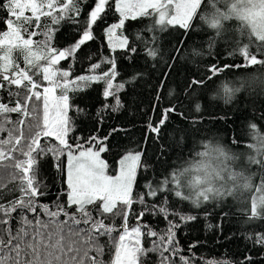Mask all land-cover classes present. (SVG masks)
<instances>
[{
	"label": "trees",
	"instance_id": "1",
	"mask_svg": "<svg viewBox=\"0 0 264 264\" xmlns=\"http://www.w3.org/2000/svg\"><path fill=\"white\" fill-rule=\"evenodd\" d=\"M75 2L80 11L78 14L74 11L73 14L69 13L74 19L66 16L59 24L39 19L40 23L44 22L43 29H48L52 34L50 47L57 51L59 48L71 47L80 39L96 0ZM6 3L7 0H0V36L6 30L5 21L9 18V12L4 8ZM206 5L207 0H201L189 29L170 25L161 30V26L155 23L156 15L151 9L148 16L127 19L123 28L117 32L128 38L129 48L116 52H111L105 43L104 29L116 23L120 15L114 7L108 8L103 19L93 29V34L98 39L86 42L73 57L59 61L57 65L59 69L66 70L70 77L77 74L103 75L109 70L110 64L102 61L114 58L116 63V75L112 80L114 96H103L106 87L103 82H91L87 88L68 93V116L72 120L73 129L67 139L73 150L78 143L82 148L91 146L97 149V143L104 141L101 146L106 151L100 155L110 174L116 172L118 159L124 153L141 154L130 211L119 202L113 213L102 214L98 205L86 206L95 220L102 219L106 225L116 228L111 234L112 239L108 236L99 238L104 254L97 258L103 260L104 264H112L115 255L114 240H117L121 225L124 224V212L128 211L127 223L131 227L138 223L137 217L145 209L147 213L139 223L161 235L166 234L169 222L178 225L174 229L178 252L164 253L169 257L170 264H264V244L256 240L257 236L264 234V218H251L248 211L251 199L242 204L228 199L222 203L205 202L196 206L182 197H176L173 191L158 193L157 197L147 195V184L151 183L154 189H160L164 179L169 180L168 187L173 189L169 170L193 145L196 138L215 131L223 133L229 142L239 143L244 140L241 133L248 121H255L264 128V97L241 95L228 104L209 98V93L221 81L257 69L264 70V65L242 64L237 45L248 43L249 38L241 35L238 29L209 31L205 28L207 21L202 16V11ZM48 31H43V35ZM21 34L26 35L23 31ZM131 48H135L136 52L132 53ZM153 49L156 51L155 56L148 54ZM250 50L257 52L256 45L252 44ZM15 59L21 65L20 57ZM94 64H100V68L93 72L91 66ZM214 65H229L230 70L226 69L213 77L211 69ZM24 68L30 72L33 66L27 65ZM16 69L17 66L13 63L7 73L0 70V84L3 85L0 87V103L9 107L17 106L18 102L22 105L27 94L26 87L14 89L2 78L4 74L11 78ZM194 81L207 83L200 86ZM196 105L200 106L198 112ZM170 107L176 111L168 114L167 123L159 134L152 133L149 125L159 126L164 110ZM29 113L31 115L8 113L7 118L13 123L6 127L15 129L17 136L23 132L27 137L28 126H34L36 119L34 112ZM21 120L23 123H20ZM7 136V131L0 132V138ZM93 137L96 138L95 141ZM41 143L49 146L58 144L52 137L48 140L41 137ZM65 155L66 153L59 157L63 167ZM12 163L6 161L9 167L0 169V185L6 186L0 188V204L5 206L21 195L18 179L13 180L15 170L10 167ZM56 163L51 154L38 160L36 180L46 194L37 197V201L41 205H48L47 209L37 208L35 212L18 209L7 217L0 211V221H9L7 225L0 223V237L7 240L6 229L9 227L13 236L18 229L23 228L28 233L23 236L22 247L25 251H28L29 243L40 239H33L37 227L43 233L44 242L59 244L65 248L81 246V242L86 239L84 233H76L90 225H76L63 212L55 217L48 215L49 211L57 212L60 209L69 214L76 211L75 205L68 204L64 171H58ZM254 170L257 187L264 181V168L257 164ZM140 199H144L145 203L140 204ZM159 208H164L167 215L155 211ZM181 216H192L195 219L181 220ZM22 217L32 223L22 224ZM77 218L79 219L78 214ZM37 220L42 226L36 225ZM155 239L157 238L142 236L141 246L151 248ZM3 254L10 255L7 252ZM89 255L95 257L96 253L90 252ZM144 264H161L160 254L147 253Z\"/></svg>",
	"mask_w": 264,
	"mask_h": 264
},
{
	"label": "snow or ice",
	"instance_id": "2",
	"mask_svg": "<svg viewBox=\"0 0 264 264\" xmlns=\"http://www.w3.org/2000/svg\"><path fill=\"white\" fill-rule=\"evenodd\" d=\"M201 5V0H96L93 9L89 14V20L86 22L85 30L80 39L71 47L62 51H57L54 47H48V42L52 38L50 31L45 32V41L42 42L47 48L46 52L42 49L38 54L33 51V40L24 39L21 32L27 31L25 25H30L33 20L39 21L41 16H50L57 24L65 19V16L73 11L77 14L80 9L76 6L75 0H66L60 3L59 0H7L4 8L10 13L14 19L5 21L9 31L0 37V48L5 51L0 56V70L7 73L11 64V52L13 48L22 49L25 54V60L29 65L39 66L36 62L44 60L47 66L43 67V80L48 82L47 87L43 88V92L35 91L37 85L33 82L32 76L26 71H18L14 77L4 74L3 80L8 82L9 86L26 87L29 95L27 100H33L34 104L42 103L43 123H36L34 126L29 125V135L25 137L23 132L19 136L15 135V129L6 127L9 123H13L7 118L8 113H23L31 115L28 112L27 105H20L19 102L15 107H9L0 103V132L7 131V138H0V169L9 167L6 161H12L10 165L15 172L13 180L19 181L20 197L9 202L7 206L0 204V211L7 216L16 212L18 209L22 211L35 212L37 208L47 209L48 205H41L37 201V197H41L46 193L41 189L39 182L36 180L38 175V160L49 154L55 157L57 161L55 167L58 171L63 172V162L59 157L62 154L67 155L66 165V183L68 204L75 205L76 211L69 214L63 209L57 212H48L50 217H55L61 212L68 216L76 225H90L87 229H80L76 235L84 233L86 239L81 242V246L65 248L59 244L53 245L43 240V233L37 227L33 239H40L35 243L27 245L28 251L22 247L23 236L28 233L23 228L18 229L15 236L11 234V228H7V240L0 237V264H104L103 260L97 257L103 256L104 248L99 243V238L108 236L112 239V233L116 231L114 226L106 225L103 220H95L92 213L87 210L88 205H98L101 213H113L119 202L129 211L133 204L132 190L137 180V169L141 165V154L128 153L119 161V171L115 176L107 174V164L100 158V154L106 151L101 145L104 141H99L96 145L98 150H93L91 146L81 150L82 145L76 144L75 150L72 145L68 144V134L73 129V123L68 116L70 108L69 92L76 93L83 88H87L91 82H103L106 87L103 91L105 98L114 96L112 91V80L116 75V63L114 58L102 61V63L110 64V68L103 75H81L76 80H69V73L58 72L55 66L59 61L73 57L86 42L98 39L93 34L94 26L98 21L103 19L106 9L113 8L120 15V20L104 29L105 43L111 52L117 50H127L129 48L128 38L119 35L117 30L123 28L125 21L129 18L135 20L137 17L148 16L149 9L158 16L155 21L156 25L161 26V30L170 25H178L181 29H189L191 21ZM30 12L31 15L26 13ZM222 15V14H221ZM70 19L74 17L68 16ZM230 17L224 16V19ZM213 27L219 28V21L214 20ZM36 33H32L35 35ZM254 38V40H253ZM252 44L256 45L257 52L250 50ZM40 49V45H36ZM239 54L242 57V64L247 66L264 65V24L253 22L252 30L249 34V42L237 45ZM131 52L135 53L136 49L131 48ZM151 56L156 55L155 49L149 51ZM242 65H237L240 67ZM100 68V64L91 66V71ZM226 69L230 70L229 65L223 67L213 66L211 69L212 76L216 77ZM62 81V82H61ZM27 82V84L25 83ZM194 83L204 86L207 81H194ZM30 85V87H29ZM0 87H3L0 84ZM123 87V85H119ZM60 89L59 95L56 94ZM228 90H226L227 92ZM12 93H10L11 95ZM118 103V102H117ZM200 110V106L196 105V111ZM36 108L33 107L32 112ZM175 108L164 110L159 126L149 125V129L154 134H159L167 123L169 113H174ZM20 123H23L21 120ZM41 137L45 140L55 137L56 145H46L41 143ZM96 140L95 137L92 138ZM75 153H78L75 154ZM264 168V162H257ZM160 189H154L152 184L146 185L147 195L157 197L158 193L173 191L176 197H181L180 192L169 188V180L164 179ZM6 187L0 185V188ZM264 189V181L255 189L256 193H260ZM207 199V198H205ZM99 202V203H98ZM140 204H144V199L139 200ZM160 213L167 215L164 208L156 209ZM242 211H244L242 209ZM252 219L264 218V195H261L259 201L255 195L251 198V207L248 209ZM147 213V209L139 213L135 226H129L128 211L124 212V224L121 225V234L118 240H114L115 259L113 264H144V258L147 253L158 252L161 257V264H170L168 256L164 253L176 254L178 249L175 241L174 229L178 225L169 222V228L166 234L161 235L156 231L148 228L147 225L139 223V220ZM79 215V219L77 218ZM181 220H194L195 217H180ZM0 223L9 224L8 220L0 221ZM22 224H30L31 221L21 218ZM37 226H42L37 220ZM146 229V231H142ZM157 238L153 241L152 247L145 249L141 246L142 236ZM260 244H264V234L256 237ZM43 249V251H42ZM10 253L5 255L3 253ZM24 253L22 256L21 253ZM90 252H95L96 256H90ZM186 264V262H185Z\"/></svg>",
	"mask_w": 264,
	"mask_h": 264
},
{
	"label": "clouds",
	"instance_id": "3",
	"mask_svg": "<svg viewBox=\"0 0 264 264\" xmlns=\"http://www.w3.org/2000/svg\"><path fill=\"white\" fill-rule=\"evenodd\" d=\"M202 16L209 31L236 28L249 38L253 22L264 24V0H207ZM224 16L230 18L224 19ZM214 20L219 21V28L212 26ZM241 95L264 97V70L257 69L221 81L209 93V98L228 104ZM241 134L244 140L239 143L229 142L223 133L215 131L196 138L169 170L173 190L196 206L228 199L242 204L253 195L259 201L264 189L255 192L254 166L264 162V128L250 120Z\"/></svg>",
	"mask_w": 264,
	"mask_h": 264
},
{
	"label": "rangeland",
	"instance_id": "4",
	"mask_svg": "<svg viewBox=\"0 0 264 264\" xmlns=\"http://www.w3.org/2000/svg\"><path fill=\"white\" fill-rule=\"evenodd\" d=\"M59 2L60 3H63V2H66V0H59ZM94 7V6H93ZM93 9V8H92ZM27 15H31V13L30 12H28V13H26ZM72 14H73V12H72ZM156 15V14H155ZM67 17L68 16H70L69 14L68 15H66ZM65 16V17H66ZM14 19V18H12L11 16H10V13H9V18L8 19ZM40 18H43V20H45L46 19V21H48V22H50V21H53V19H52V17H50V16H41ZM121 18V17H120ZM156 19H158V16L156 15ZM50 20V21H49ZM120 20V19H119ZM118 20V21H119ZM117 21V22H118ZM116 22V23H117ZM43 25H44V22H42V23H40L39 21H36V20H33L32 21V23L30 24V25H25V27L27 28V31L26 32H24L26 35H24V34H21L22 36H23V38L24 39H32L33 40V45H34V47H33V51H37L38 52V54L40 53V50L42 49V51L43 52H46L47 51V48H45L44 47V45H43V43L42 42H44L45 41V36L43 35V31H48V29L47 30H44L43 29ZM110 25H112V24H110ZM109 25V26H110ZM43 29V30H42ZM7 31H9V29H8V27H7V25H6V30L2 33V35L0 36V37H2L3 36V34L4 33H6ZM35 31H37L36 32V34L35 35H32V33H34ZM119 35H123L122 33H118ZM124 36V35H123ZM36 45H40V49H37V47H36ZM48 47H50V45H49V42H48ZM61 48H59L58 49V51L60 50ZM1 50H2V52L0 53V56H3L4 54H5V51L1 48ZM62 50H65V49H61V51ZM14 54V55H13ZM13 56H14V58H13ZM17 56H19L20 57V61H21V65H19L18 64V62H17V60L15 59V58H17ZM25 54H24V52L22 51V49H20V48H13V50H12V52H11V56H10V59H11V64H10V66L13 64V63H15V65L17 66V69L13 72V74H12V76H11V78L12 77H14L15 76V74L18 72V71H26L25 69H27V68H24V66H27V65H29L27 62H26V60H25ZM67 60V58L65 59V61ZM39 66H33V69L29 72V71H26L30 76H32V80H33V82L37 85V88L35 89V91H39V92H43V88L44 87H47V86H49L48 85V82L47 81H44L43 80V72H42V69H43V67H45V66H47V64H46V62L44 61V60H40V61H37L36 62ZM59 63V62H58ZM58 65V64H57ZM57 65L55 66V70H57L58 72H65L64 70H62V69H59L58 67H57ZM9 66V67H10ZM107 68H108V66H107ZM36 74V76H34ZM79 76H81V75H79V74H77V75H73V76H70V77H68V79L69 80H76V78L77 77H79ZM62 82V81H61ZM26 84H27V82H25ZM14 89H20V88H22V87H17V86H12ZM29 87H30V85H29ZM59 93H60V89H57V92H56V94L57 95H59ZM29 95V93H28V90H27V94H26V96H25V98L23 99V104L22 105H27V109H28V112L30 111V112H32V109H33V107H35L36 108V111L34 112L36 115V119H35V124L36 123H40V124H42L43 123V111H42V103H39V104H34L33 103V101H34V98H33V100H27L26 98H27V96ZM52 138H54L55 139V137H52ZM88 147H85V148H82L81 150H84V149H87ZM93 150H98V149H94L93 148ZM128 153H130V152H126V153H124L119 159H118V162H117V169H116V172L114 173V174H110L108 171H107V169H106V171H107V174L108 175H112V176H115V175H117L118 174V171H119V161H120V159L121 158H123V156L124 155H126V154H128ZM131 153H136V152H131ZM75 154H77L78 155V153H75ZM100 158H101V155H100ZM102 159V158H101ZM66 165H67V155H65V161H64V178H65V181H66V178H67V176H66ZM66 185H67V183H66ZM121 231H122V229L120 228V231H119V233H118V235H117V240H118V237H119V235L121 234ZM114 259H115V255L113 256V260H112V264H113V261H114Z\"/></svg>",
	"mask_w": 264,
	"mask_h": 264
}]
</instances>
